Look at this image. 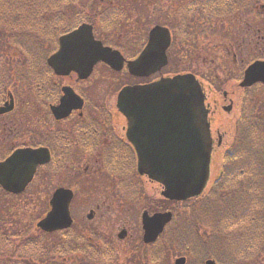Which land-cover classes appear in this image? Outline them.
<instances>
[{
    "label": "trees",
    "instance_id": "trees-1",
    "mask_svg": "<svg viewBox=\"0 0 264 264\" xmlns=\"http://www.w3.org/2000/svg\"><path fill=\"white\" fill-rule=\"evenodd\" d=\"M96 1L0 0V103L7 99L11 90L19 94V91L48 90L54 86L43 39L56 40L60 34L83 21L93 22L98 16L109 22L121 11V8H111L109 15H97ZM193 1L189 11L207 14L212 20L253 12L257 5L264 11V0ZM261 20L260 26L264 27V16ZM10 47L22 51L18 59H14ZM25 98L26 105H32L29 97ZM20 119L18 132L30 136L32 116L26 123L24 117ZM260 122L262 158H256V155L254 158L253 138L245 139L243 150L235 153L233 158H226L234 165L225 166L211 191L185 202L164 201L176 203V208L153 202L151 208L155 211L172 209L175 212V219L162 235L166 236L164 243H142L133 248V257L125 261L118 259L115 244L98 231L68 234L74 227L62 230L58 233L69 236L60 243L51 244L47 240L50 234L35 227L41 234L36 237L31 224H22L15 218L12 203L28 198L32 186L48 174L42 172L36 176L29 188L19 195L8 194L0 187V264H161L163 260L167 264V259L175 253L193 258L198 264H204L207 258H214L220 264H247L264 251V114ZM5 127L6 117L0 116V144L6 140ZM10 135L13 136V132ZM35 143L32 137L17 146H35ZM15 147L8 146L7 151L1 147L0 159ZM240 156L244 158H237ZM68 159L53 158L54 171L61 174ZM46 168L47 165L41 171ZM189 208L193 209L191 214Z\"/></svg>",
    "mask_w": 264,
    "mask_h": 264
},
{
    "label": "water",
    "instance_id": "water-1",
    "mask_svg": "<svg viewBox=\"0 0 264 264\" xmlns=\"http://www.w3.org/2000/svg\"><path fill=\"white\" fill-rule=\"evenodd\" d=\"M171 44L168 28L157 25L150 33V41L140 56L128 62L135 75H150L168 62L166 50ZM99 61H105L115 70L123 69L125 58L118 50L103 46L87 23L60 37V47L48 63L59 75L76 72L87 78ZM264 82V61L258 60L246 70L242 85ZM64 95L58 105L52 106L56 118L69 116L83 107L84 100L70 86L63 87ZM205 95L193 74L176 75L144 85L124 87L118 96V107L128 117L129 137L139 155V171L161 182L163 194L169 199L185 200L199 195L210 175L212 140ZM14 109V98L0 105V114ZM50 160L46 147L16 149L0 161V185L12 193L24 191L32 181L39 165ZM74 193L60 187L50 200L51 210L38 222L45 231L52 232L71 226L70 203ZM92 214L89 215L91 217ZM172 212L144 211L142 216L144 241L152 243L171 221ZM126 229L119 233L120 238ZM186 258L175 264H185ZM206 264H218L208 259Z\"/></svg>",
    "mask_w": 264,
    "mask_h": 264
},
{
    "label": "flooded vegetation",
    "instance_id": "flooded-vegetation-1",
    "mask_svg": "<svg viewBox=\"0 0 264 264\" xmlns=\"http://www.w3.org/2000/svg\"><path fill=\"white\" fill-rule=\"evenodd\" d=\"M246 24L247 30L242 36V42L238 43L237 47L235 45L232 49H228V53L232 54L233 63H241L238 68L234 66L232 71L229 69L231 74L226 76L223 73L222 63H217L215 58L205 57L204 65L195 70L203 85L209 109L208 118L213 142L212 165L214 158L218 156L233 158L235 153H240L244 148L243 141L251 137L254 143V158L255 155L256 158H262L260 119L261 112L264 111V83L258 81L251 86L241 85L248 65L256 60H264V52L262 53L261 50L259 14L253 23L247 21ZM149 30L144 29L145 36L141 42H135L125 32L111 31L113 32L111 34L102 32L95 35L105 45L120 50L127 60H132L147 45ZM174 58L175 56L172 55L171 60ZM194 59H197L196 54H194ZM101 67L109 68L104 62H99L95 65L91 75L82 79L76 72L60 77L50 66L49 76L54 86L48 90L34 91L33 95L38 106L32 107L30 137L36 141L34 147L45 146L50 151L51 160L47 163V177L59 173L53 169V158H69L61 171L63 174L67 176L73 174V177L82 179L100 178V187L106 186L107 188V179L113 176H130L134 162L136 166L137 155L128 135L129 121L117 107V95L114 97L115 93L111 91L104 93V96L109 94L107 99L104 101L100 99L98 71ZM212 69L215 70V74H208L207 71ZM118 73L119 75L126 74L130 80L128 83L131 84L146 80L130 74L126 66ZM61 78L73 79L75 83L82 84V89H79L67 81V85L73 86L83 98L84 105L82 109L73 110L68 117L58 119L52 111V106L58 105L63 96L62 87L66 83ZM229 83H231V89H227ZM41 113L46 118L40 116ZM221 113H233L234 117L231 121L220 122L217 117ZM38 143L41 144L36 145ZM112 187H114L113 184Z\"/></svg>",
    "mask_w": 264,
    "mask_h": 264
},
{
    "label": "rangeland",
    "instance_id": "rangeland-1",
    "mask_svg": "<svg viewBox=\"0 0 264 264\" xmlns=\"http://www.w3.org/2000/svg\"><path fill=\"white\" fill-rule=\"evenodd\" d=\"M96 2V6L99 8L97 14L104 8H108L110 5L123 7L127 14V19L125 18L121 21L122 23L118 26V28H116L115 32H125L132 37L135 42H141L142 38L145 36L144 29H150L158 23V20H162L166 23L168 20L172 21L173 18L171 15L176 12L179 7V0H97ZM90 6L94 7L92 3ZM243 20H245V17L228 18L220 20L219 22H212L209 25L208 32L191 34L190 36L186 32L180 33L181 41L176 40L173 48L175 51V58L172 60V63L168 66V68L164 69L162 73L167 75L174 74V72L178 71L190 72L197 70L204 65L205 57L208 59L215 57L217 58V63L220 61L222 62V66L224 67L223 73L226 76H229L232 68L234 66L238 68L241 63H233L231 57L227 56L224 48L230 40L242 38L245 27V24L242 22ZM97 25L101 28L105 27V24L100 18L97 21ZM214 27L218 30L214 31ZM43 41L45 42L43 45L45 50L44 53L47 54L48 50L50 51L53 48L51 46L52 42L47 43L45 39H43ZM9 49L14 52L16 56H14V59H18L22 51L17 47H10ZM194 54L197 56L196 60L194 59ZM198 55L202 56L199 57ZM229 69L231 70L229 71ZM98 73L100 78L99 92L101 95L100 99L102 101L107 99L109 96V94L106 96L104 95L106 93H110L111 91L115 93L114 97H116L120 87L124 83L130 81L126 74H112V72L106 67H101ZM207 73L215 74V70H208ZM62 81L66 84L67 81H69L68 83L76 84V87L79 89H82L83 87L82 84L74 83L73 79H63ZM230 84L231 83H229L227 89H231ZM20 92L23 91H19V94L15 96L16 111L19 114L17 118L20 119L21 117H24L25 121L23 122L26 123L29 122L30 111L31 114H33V110L31 109V105L28 106L25 104V96L32 100L31 102L33 107L38 106V104L36 99L33 97V94L29 91H25L21 94ZM40 116L46 118L43 113H41ZM233 117V113H221L217 119L220 122H227L231 121ZM30 138L31 137L29 135H25V133L23 135V131H19L16 138L8 139V143L13 145L19 143L22 144L25 143V141L30 140ZM1 147L4 149L7 148L4 145H1L0 148ZM220 159L221 158L219 156L214 158L213 175L217 173V170L221 165ZM136 178V183H138V185L142 188L141 194H137V192L134 196H132L131 194H125L122 192V194L119 195L117 193L115 199L113 198L114 195L111 193L113 188H111L108 184V191L106 186L100 188L101 181L99 178L91 177L82 179L73 177V174L67 176L62 172L61 174L54 173L51 176L49 175L47 178L40 179L36 184H34L31 189L32 194H29L28 198L16 199L17 203H12L15 206V218L22 222V224H31V231L34 233L33 235L40 237V232L37 228H35L36 223L48 212L50 207L49 198L52 191L55 186L68 184L76 191L75 200L72 205L74 228L72 232H68V234H77L82 231L87 234V232L97 229L101 234H103L105 239H108L111 243L113 242L115 244L118 259L125 261L126 259H131L133 257V248L136 246L139 247L142 244V238L140 239V234L142 233L141 214L144 209L152 206L150 198H156L159 200L162 198V187L158 183L150 181L147 177ZM131 181H135V177H133ZM97 204H100L101 207L96 211L94 218L89 220L87 218V214L91 209H95ZM109 205H111V208L109 207L108 209ZM183 210L184 208H182V211ZM192 211L193 209L189 208L188 212L190 214ZM18 227L20 226L18 225ZM123 227L128 230V236L125 239H119L118 233ZM68 234L57 233L47 235L48 243H60L65 240V236ZM165 237L166 236L159 239L160 244L164 243ZM180 255L183 254L175 253L167 259L166 263L174 264L175 258ZM57 260L60 261L59 258H57ZM161 264H165V261L163 260ZM187 264L198 263H196V260L193 258H188ZM247 264H264V251L259 257L249 260Z\"/></svg>",
    "mask_w": 264,
    "mask_h": 264
}]
</instances>
